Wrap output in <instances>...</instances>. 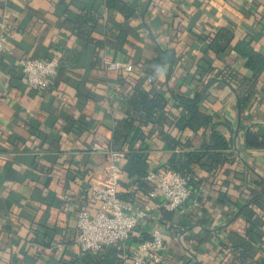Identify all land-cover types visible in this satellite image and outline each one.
Returning a JSON list of instances; mask_svg holds the SVG:
<instances>
[{
  "label": "crops",
  "instance_id": "0c3cea01",
  "mask_svg": "<svg viewBox=\"0 0 264 264\" xmlns=\"http://www.w3.org/2000/svg\"><path fill=\"white\" fill-rule=\"evenodd\" d=\"M119 1L128 17L106 0H0V264H82L76 215L99 210L89 184L111 179L120 200L148 211L133 237L145 241L160 231L158 264H239L235 246L246 243L254 248L249 264H262L264 145H248L246 133L264 142V71L252 79L234 46L251 38L264 56V0ZM222 28L232 33L230 45L208 52L207 36ZM23 57L58 61L49 88L26 86L17 65ZM106 59L123 69L105 70ZM228 71L238 77L223 78ZM223 79L235 91L243 84L241 108ZM135 83L165 98L170 119L180 112L174 95L200 96L198 110L210 118L197 132L165 124V137L156 126L143 128L147 174L174 171L173 156H213L214 168L189 164L192 194L173 211L158 206L162 196L147 197L153 182L146 176L135 182L121 170L124 150H114L121 154L116 163L108 154L125 119L116 95Z\"/></svg>",
  "mask_w": 264,
  "mask_h": 264
},
{
  "label": "trees",
  "instance_id": "16d2710c",
  "mask_svg": "<svg viewBox=\"0 0 264 264\" xmlns=\"http://www.w3.org/2000/svg\"><path fill=\"white\" fill-rule=\"evenodd\" d=\"M106 5L108 8L117 9L123 13L125 17H128L131 13V10L126 8L119 0H106ZM79 27L80 26L76 27V34L83 35L82 32H79ZM124 35L122 31L118 34L117 40L120 45L124 43ZM232 38V33L229 30L224 28L218 29L210 37L207 36L206 50L219 55L230 45ZM251 43V38L238 41L234 46V50L245 58V66L252 72V79H254L264 71V56L254 51ZM236 76V74L228 71L224 74L223 78L227 77V79H234ZM222 82L231 87L230 82L224 79ZM238 83L240 84L236 90L238 93H236L233 87L231 88L236 94L238 106L241 108L246 102L247 95L241 96L243 92H239L238 89L241 88L243 84H241V82ZM200 98V96L186 98L180 95H174V100L180 107V112L179 115L175 119L172 118V120L170 117H167L165 113L167 101L158 91L153 89L146 90L141 84L135 83L133 85L128 84L126 91L116 95V101L125 119L114 129L109 147L112 150L118 149L120 151L122 150V152L124 150L123 159L125 162L121 170L128 178L135 180V182H139V180L144 178L147 174L148 163L146 154L141 151L145 147L144 140L146 134L143 131L144 127L148 125L156 126L160 129L159 134L165 137L167 135L161 131L165 124L172 125L179 132L183 130L197 132L201 128H206L210 125V118L201 114L198 110ZM213 139L217 142L222 141L219 137H215V135H213ZM136 143L138 147H135ZM246 143L255 147L264 145V142L259 141L258 138L251 133H246ZM220 146H224V144H220ZM211 157L213 156L208 152L201 154L188 153L185 155V159L173 156L169 161V166L171 170L187 177V174L190 173L189 170H191L189 164L204 167L207 162V165H209L208 168H214L213 163H209ZM256 199L257 196L252 201ZM245 210L246 206L242 208V211ZM250 224H252V222ZM246 231L250 234L252 239H258L261 236L257 229L248 228ZM133 233L127 241L128 245H135L141 242L133 237ZM235 251L236 259L239 264H249L254 248L251 244L246 243L242 246H235ZM79 258L82 264H121L122 262L121 249L118 245L104 248L97 253L81 252ZM262 264H264V262H262Z\"/></svg>",
  "mask_w": 264,
  "mask_h": 264
},
{
  "label": "built area",
  "instance_id": "2783aa9c",
  "mask_svg": "<svg viewBox=\"0 0 264 264\" xmlns=\"http://www.w3.org/2000/svg\"><path fill=\"white\" fill-rule=\"evenodd\" d=\"M5 51V38L0 36V61ZM18 70L27 87L33 90H44L51 86L59 63L56 59H41L23 57L17 61ZM105 70L123 69L124 64L116 60H104ZM113 163L119 162L121 154L108 150ZM145 179L153 182L147 192L149 199L162 196L158 206L168 211H173L191 196L192 191L188 179L176 171H167L157 174L149 172ZM88 192L92 198L100 202L99 210L90 215L84 209L76 215L75 242L80 252L97 253L112 247H121V264H158L161 261V252L164 249L162 235L158 229L150 233V238L141 241L136 247L127 252L125 245L133 230L148 215L146 209H134L128 202H123L118 197L117 184L114 179L105 182H92Z\"/></svg>",
  "mask_w": 264,
  "mask_h": 264
}]
</instances>
